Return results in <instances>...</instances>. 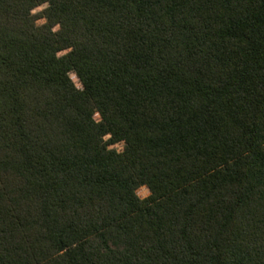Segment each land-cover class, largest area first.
Wrapping results in <instances>:
<instances>
[{
	"label": "trees",
	"instance_id": "1",
	"mask_svg": "<svg viewBox=\"0 0 264 264\" xmlns=\"http://www.w3.org/2000/svg\"><path fill=\"white\" fill-rule=\"evenodd\" d=\"M0 264H264V0H0Z\"/></svg>",
	"mask_w": 264,
	"mask_h": 264
},
{
	"label": "rangeland",
	"instance_id": "2",
	"mask_svg": "<svg viewBox=\"0 0 264 264\" xmlns=\"http://www.w3.org/2000/svg\"><path fill=\"white\" fill-rule=\"evenodd\" d=\"M44 8H45V6L39 7V8H37V9L34 11V13H35L36 15H40V13L44 10ZM45 22H46V21H45L44 19H39L38 24H39V25H42V24H44ZM56 30H58V27L55 28V31H56ZM65 53H66V52H62L60 55H64ZM71 77H72L73 81L75 82L76 86H77L78 88H82V85H81V83L79 82V79L77 78V76H76L74 73L71 74ZM95 118H96V119H100V117H99L98 114L95 116ZM110 149H113V150H115V151H117V152H119V153H120V152H123V151H124V143L112 144V145L110 146ZM137 194H138V196H139L141 199H145V198H147V197L150 195V191H149V189H148L146 186H143V187H140V188L137 190Z\"/></svg>",
	"mask_w": 264,
	"mask_h": 264
}]
</instances>
